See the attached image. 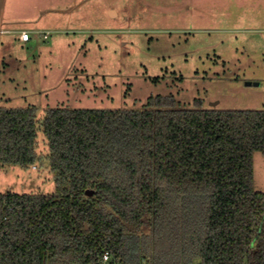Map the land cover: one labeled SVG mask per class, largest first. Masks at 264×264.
Wrapping results in <instances>:
<instances>
[{
	"label": "trees",
	"instance_id": "1",
	"mask_svg": "<svg viewBox=\"0 0 264 264\" xmlns=\"http://www.w3.org/2000/svg\"><path fill=\"white\" fill-rule=\"evenodd\" d=\"M53 193H0V264H264V109L49 108ZM36 109L0 107V166L34 165ZM92 189L93 194L86 191ZM141 235L129 256L127 236ZM145 260V261H144Z\"/></svg>",
	"mask_w": 264,
	"mask_h": 264
},
{
	"label": "rangeland",
	"instance_id": "2",
	"mask_svg": "<svg viewBox=\"0 0 264 264\" xmlns=\"http://www.w3.org/2000/svg\"><path fill=\"white\" fill-rule=\"evenodd\" d=\"M50 1L42 19L57 26L40 47L0 54V107L36 109L39 156L1 165L0 193L56 191L42 127L49 108H141L173 96L182 108L264 109V0ZM253 168L264 192L261 151ZM140 241L127 236L129 256L142 257Z\"/></svg>",
	"mask_w": 264,
	"mask_h": 264
},
{
	"label": "crops",
	"instance_id": "3",
	"mask_svg": "<svg viewBox=\"0 0 264 264\" xmlns=\"http://www.w3.org/2000/svg\"><path fill=\"white\" fill-rule=\"evenodd\" d=\"M46 1L50 0H0V54L2 50L10 51L17 46L29 50L40 47L41 41L48 36V28L57 26L51 17L49 21L42 19L50 11L49 6L44 5ZM22 31L30 33L26 42L20 40Z\"/></svg>",
	"mask_w": 264,
	"mask_h": 264
},
{
	"label": "built area",
	"instance_id": "4",
	"mask_svg": "<svg viewBox=\"0 0 264 264\" xmlns=\"http://www.w3.org/2000/svg\"><path fill=\"white\" fill-rule=\"evenodd\" d=\"M30 39V33L28 31H22L20 34V40L26 42ZM101 264H114L110 258V254L105 251L102 255Z\"/></svg>",
	"mask_w": 264,
	"mask_h": 264
},
{
	"label": "water",
	"instance_id": "5",
	"mask_svg": "<svg viewBox=\"0 0 264 264\" xmlns=\"http://www.w3.org/2000/svg\"><path fill=\"white\" fill-rule=\"evenodd\" d=\"M111 13L113 14V11H112ZM86 193H87L88 195H91V194L94 193V191H93L92 189H88V190L86 191Z\"/></svg>",
	"mask_w": 264,
	"mask_h": 264
}]
</instances>
